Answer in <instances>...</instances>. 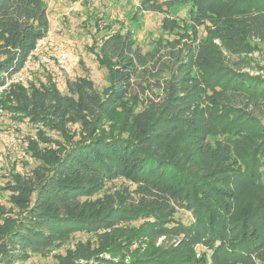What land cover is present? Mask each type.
Segmentation results:
<instances>
[{
  "label": "trees",
  "instance_id": "trees-1",
  "mask_svg": "<svg viewBox=\"0 0 264 264\" xmlns=\"http://www.w3.org/2000/svg\"><path fill=\"white\" fill-rule=\"evenodd\" d=\"M141 9L163 14L173 39L144 51L131 32L104 36L103 94L77 79L64 95L49 79L33 97L11 85L0 98L39 124L41 138L52 122L66 141L35 149L45 167L7 187L21 212L9 234L0 229V264L44 255L78 232L96 246L60 264H264V76L245 71L263 70L250 54L264 47V0H141ZM49 32L46 0H0V87ZM118 179L137 198L129 188L102 194ZM139 221L143 231L123 228ZM127 235L147 236L146 255H128Z\"/></svg>",
  "mask_w": 264,
  "mask_h": 264
},
{
  "label": "rangeland",
  "instance_id": "rangeland-1",
  "mask_svg": "<svg viewBox=\"0 0 264 264\" xmlns=\"http://www.w3.org/2000/svg\"><path fill=\"white\" fill-rule=\"evenodd\" d=\"M50 19V36L52 40L65 49L72 58L74 71L72 74H39L32 82L23 85L27 90V96L33 97L35 89H41V85L49 87V79L55 83L62 94L68 95V82L77 79H88L94 84V88L100 93L111 87L107 69L102 65L100 45L102 38L110 33L131 32L136 44L144 51L150 50L154 42L159 38L173 39L161 28L163 14L145 11L141 9V0H46ZM184 14H182L183 16ZM253 51L250 56L254 58L263 70L259 72L245 70L248 73L264 76V47ZM34 83L35 86H31ZM31 86V87H30ZM35 88V89H34ZM106 90V91H107ZM41 91L42 90H38ZM4 94L0 95V98ZM11 105L17 106L13 96ZM4 104V103H3ZM2 104V105H3ZM2 105L4 113L0 114V205L5 208L3 219H11L8 226L0 225V229L10 233L12 223L19 217L20 208L12 201L10 191L7 187L18 182L24 177H32L36 170L45 167L42 159L35 157V149L44 152L46 147L54 143H66L60 130L51 129L50 125L42 128L44 136L37 135L39 124L31 122L23 114L12 110H6ZM123 109H118L121 113ZM264 122V112L260 115ZM63 129L62 126L60 128ZM71 131L79 132L78 125L71 126ZM70 127H66L69 133ZM129 188L132 195L136 186L124 179L114 180L104 186L102 194H110L115 191L123 192ZM92 199V198H90ZM1 213V211H0ZM6 213V214H5ZM177 218L188 224L192 221L190 212L180 211ZM0 222H4L1 220ZM4 222V223H5ZM147 221L132 222L123 225V228H135V231H143ZM3 224V223H2ZM3 232L0 239L5 238ZM96 246V238L93 234L78 232L70 236L63 244L56 246L46 254H35L23 263L17 264H60V256H66L69 252H75L84 245ZM162 240L157 241L161 245ZM128 255L141 257L146 255L149 249L147 236L132 238L126 236L123 242ZM78 247V248H77ZM176 249V246L173 245ZM198 249V248H197ZM175 251V250H174ZM193 252L196 250L193 249Z\"/></svg>",
  "mask_w": 264,
  "mask_h": 264
},
{
  "label": "built area",
  "instance_id": "built-area-1",
  "mask_svg": "<svg viewBox=\"0 0 264 264\" xmlns=\"http://www.w3.org/2000/svg\"><path fill=\"white\" fill-rule=\"evenodd\" d=\"M50 33L40 40L34 51L28 57L25 66L12 76L6 75L5 84L0 87V95L4 94L11 85H26L39 74L61 75L72 74L74 64L71 56L54 42ZM4 111L0 108V114Z\"/></svg>",
  "mask_w": 264,
  "mask_h": 264
}]
</instances>
